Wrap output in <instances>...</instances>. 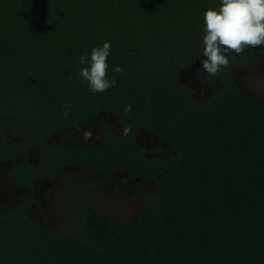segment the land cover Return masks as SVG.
I'll use <instances>...</instances> for the list:
<instances>
[{"label": "trees", "instance_id": "obj_1", "mask_svg": "<svg viewBox=\"0 0 264 264\" xmlns=\"http://www.w3.org/2000/svg\"><path fill=\"white\" fill-rule=\"evenodd\" d=\"M218 6L0 0V163H15L10 180L31 188L37 173L84 165L106 177L126 169L153 183L128 225L98 212L76 184L72 198L81 208L74 229L39 225L27 213L28 199L0 211V264H264V100L238 93L230 76L202 103L177 82L203 52L197 36L204 12ZM104 42L111 45L107 78L116 84L93 93L80 75L87 64L78 61ZM263 52L264 45L246 46L236 54L238 66ZM117 66L123 71L114 72ZM108 113L128 132L119 137L101 124L105 150L50 142ZM137 130L170 145L169 159L148 160ZM32 150L43 152L45 171L27 162Z\"/></svg>", "mask_w": 264, "mask_h": 264}, {"label": "flooded vegetation", "instance_id": "obj_2", "mask_svg": "<svg viewBox=\"0 0 264 264\" xmlns=\"http://www.w3.org/2000/svg\"><path fill=\"white\" fill-rule=\"evenodd\" d=\"M197 37H202V34L198 35ZM202 51L199 54V58H197L193 63L187 65L186 67L182 68L178 74L177 82L186 87L188 90L191 91V98L198 103L206 102L210 100L213 96H215L220 89L224 87L223 79L226 76H230L232 79V84L235 87V90L238 91L242 95V89L238 86L236 82V76L234 77V70L243 71L244 69H248L252 67L254 64L258 63L262 58L264 52L261 56L257 59V61L253 63H246L244 64L245 67H239L242 62H238L236 58V54H231L229 56V64L227 67H221L220 71L213 75V77L220 81V85L214 87L213 85H208L203 89L198 88V91L194 89L191 84H187L183 82L182 79V72L184 69H190L193 67L198 68L197 61L201 59ZM188 76V75H187ZM193 84L197 85L198 82L195 78L190 79ZM209 89H208V88ZM208 89V90H207ZM244 96V95H243ZM245 97V96H244ZM247 98V97H246ZM103 125L106 130L115 134L116 136L122 137L128 132V127L122 125L118 121V117L112 113L108 114H101L98 117L97 122H91L88 125H83L82 128L76 132L79 134V137L72 135V137H64L62 135H53L50 139V142L54 145H61L65 147H72L77 148L80 146L88 147L96 150H105V145H103L102 134L100 132V125ZM93 130V132H92ZM86 133H90L89 136H86ZM135 140L138 145L141 147L144 156L148 160H152L156 157H161L165 159H169L170 155L173 153V149L165 143L164 141L159 140L153 134L145 131V130H137L135 131ZM93 137V138H92ZM33 154V156H32ZM43 152L39 150H32L27 156V162L34 166L37 169L45 171L46 169L42 167L43 162ZM21 161H24V157L19 158ZM7 165L6 170L2 172L5 174L7 181L11 185V190L14 192V202L9 210H15L22 200L28 199L30 201V207L28 209V215L31 219H33L30 215L33 210L37 213V218L35 219L36 222L41 225V222L48 221L52 224L54 217H63L64 223L66 226V230L76 227L79 211L81 208L80 203L77 201H73L72 194H74V184L77 185L79 191H81L91 204L98 212L106 215V210L103 208L102 204L96 199L95 196H99L98 193L101 192L102 194L108 193L109 185L115 184L118 182L120 184H127L133 187L134 196L139 198L141 205L140 208L136 210L137 206L131 208L128 211V215L126 218L129 222H124V225L131 224L136 220L139 213L142 211L143 206V197L144 195H149L152 193L153 183L150 181H143L138 177H132L129 175L126 169H117L116 171L112 172V176L106 177L99 173L96 170H93L89 167L84 165H68L58 168L55 172H45L42 174H35L34 179H32V187H27L25 184L16 185L14 184L10 178L9 173L15 163H0V166ZM71 168H80L82 170V178L76 176ZM69 171H72L70 174ZM6 183V180H4ZM0 184H3L0 182ZM150 185V187H149ZM0 188V199L3 197ZM110 191V190H109ZM73 192V193H72ZM102 196V195H100ZM46 207H51L50 212L52 215H49L45 210ZM9 210H2V211H9ZM1 211V210H0ZM66 211H70L72 214V218H70ZM135 211V212H134ZM134 212V213H131ZM53 216V217H49ZM110 218V217H109ZM57 219V218H54ZM72 220V222L70 221ZM111 219V218H110ZM34 220V219H33ZM34 220V221H35ZM115 222V221H114ZM117 223V222H116ZM45 228H52L53 226L45 224ZM123 225V224H122ZM44 227V226H43ZM55 230V229H54ZM65 230V231H66ZM57 231V230H55ZM58 232V231H57ZM64 232V231H60Z\"/></svg>", "mask_w": 264, "mask_h": 264}, {"label": "clouds", "instance_id": "obj_3", "mask_svg": "<svg viewBox=\"0 0 264 264\" xmlns=\"http://www.w3.org/2000/svg\"><path fill=\"white\" fill-rule=\"evenodd\" d=\"M219 6L203 14V59L201 68L209 75H215L221 67H227L231 54H240L246 46L253 48L264 45V0H218ZM111 45L104 42L94 47L89 54L79 57L80 75L93 93H102L115 86L116 81L107 78ZM114 72H122L115 67ZM71 105H65L69 109ZM67 115V111L65 112ZM90 133H86V136Z\"/></svg>", "mask_w": 264, "mask_h": 264}, {"label": "rangeland", "instance_id": "obj_4", "mask_svg": "<svg viewBox=\"0 0 264 264\" xmlns=\"http://www.w3.org/2000/svg\"><path fill=\"white\" fill-rule=\"evenodd\" d=\"M202 59L203 57L197 61L198 68L193 69L192 67L190 69L189 68L184 69V71L182 72L183 82L187 84H191V86H193L196 91H198V88L203 89V87L205 88L208 85L209 86L213 85L214 87L220 85V81H217L213 77V75H209L203 71V69L201 68ZM235 76L238 86L242 89L243 92L242 95H244L250 100H253L254 102H260L264 100V54L260 59V61L254 64L252 67H249L246 70L244 69L243 71L234 70V77ZM192 78H195L197 80L198 87L197 85L192 83V81L190 80ZM216 89L218 90L217 87ZM75 136L79 137V134L76 133ZM6 168H7L6 164L5 166H0V182L3 183L0 184V188H2L1 192L3 194V197L0 199L1 211L9 210L14 202V192L13 190L10 189L11 185L9 184V181H7L5 174H2V172L6 170ZM71 170L76 176L82 178L81 175L82 170L80 168H71ZM72 171H69L70 174L72 173ZM4 180H6V183L4 182ZM119 186L120 184L118 182L109 185L110 191L108 190V193L102 194L101 192L98 191V193L102 196L99 195L95 197L102 204L103 208L106 210V214L109 215V217L113 221L124 225V222H129L126 216L128 215V211L131 208V206L132 205L133 207L137 206L135 210L137 211V209L140 208L141 202L139 201L140 199L137 198V196H134L132 186L127 184H122L121 187ZM50 209L51 207L45 208L47 213L49 215H52ZM30 216L35 220L37 218L36 211L33 210ZM49 217H53V216H49ZM54 218L52 222L53 225H51V223L48 221H44V223L53 226L54 229L57 230L58 232L65 231L66 226L64 223V218L63 217H54ZM44 223L41 222V226L45 227Z\"/></svg>", "mask_w": 264, "mask_h": 264}]
</instances>
